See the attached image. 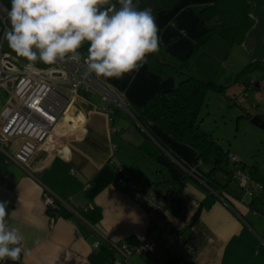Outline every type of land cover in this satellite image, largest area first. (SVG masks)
I'll return each instance as SVG.
<instances>
[{
    "label": "crops",
    "instance_id": "obj_1",
    "mask_svg": "<svg viewBox=\"0 0 264 264\" xmlns=\"http://www.w3.org/2000/svg\"><path fill=\"white\" fill-rule=\"evenodd\" d=\"M215 0H133L140 9L153 10L159 27L158 51L161 59L187 58L193 42L206 30L199 9ZM253 24L240 44L229 45L218 37L204 44L227 51L232 69L264 60V0H247ZM119 7L118 0H112ZM225 42V43H224ZM87 43L80 50L87 56ZM210 49V48H209ZM213 61L204 46L196 51L184 68L196 75ZM208 71V70H206ZM123 105L100 103L93 94L73 97L59 116L51 137L25 167L6 162L3 157L0 201H6L9 226L18 227L23 237L21 254L15 264H112L119 256L115 245L135 246L149 229L147 212L125 194L117 184L108 160L114 157L129 171L142 189L163 180H182L180 199L170 200L164 217L183 231L194 247L185 264H264V193L253 180L244 185L232 179L222 194L211 197L208 187L185 172L130 112V106L145 101L177 84L175 75L161 77L147 62L139 72L122 79H105ZM107 107L111 111H101ZM152 130L182 159L203 168L193 148L164 132L155 124ZM234 155V154H233ZM237 157V156H236ZM238 159V158H237ZM161 166L164 173L160 172ZM247 176V172L243 171ZM248 177V176H247ZM52 195L57 208L52 216L43 202ZM94 243L97 246L94 247ZM131 264H154L148 257L133 254ZM0 264H13L11 260ZM162 264H178L176 258Z\"/></svg>",
    "mask_w": 264,
    "mask_h": 264
},
{
    "label": "built area",
    "instance_id": "obj_2",
    "mask_svg": "<svg viewBox=\"0 0 264 264\" xmlns=\"http://www.w3.org/2000/svg\"><path fill=\"white\" fill-rule=\"evenodd\" d=\"M10 6L11 0H0V91L7 95L0 108V154L6 162L25 167L51 137L55 123L63 110L71 105L73 97L100 92L104 101L119 106L123 103L100 77L84 75L86 64L83 59L79 64L60 61L54 65L37 64L39 71H26L27 61L5 49L3 34L10 27L7 18ZM97 109L111 111L107 107ZM230 158L237 160L233 155ZM108 163L115 172L117 184L124 188L127 197L147 212L149 219V229L139 244L113 245L119 256L112 264H131L129 257L133 254L148 257L154 264H162L171 258H176L178 264L190 260L194 247L189 237L172 227L164 217L166 204L175 194L163 185L142 190L116 158L110 157ZM181 166L187 174L199 179L194 166ZM235 174L242 185L248 180L240 170ZM43 202L52 210L57 205L50 194L43 196ZM261 240L264 241V237Z\"/></svg>",
    "mask_w": 264,
    "mask_h": 264
},
{
    "label": "clouds",
    "instance_id": "obj_3",
    "mask_svg": "<svg viewBox=\"0 0 264 264\" xmlns=\"http://www.w3.org/2000/svg\"><path fill=\"white\" fill-rule=\"evenodd\" d=\"M11 0L10 24L3 38L27 63L86 64L85 76L122 79L139 72L148 56L159 51V27L153 10L140 9L133 0ZM87 43V56L80 51ZM6 201H0V261L20 260L23 237L18 227L6 222Z\"/></svg>",
    "mask_w": 264,
    "mask_h": 264
},
{
    "label": "trees",
    "instance_id": "obj_4",
    "mask_svg": "<svg viewBox=\"0 0 264 264\" xmlns=\"http://www.w3.org/2000/svg\"><path fill=\"white\" fill-rule=\"evenodd\" d=\"M198 15L207 24V28L193 42L187 58L175 62L159 58V52L148 56L152 68L161 77L168 75L177 77L176 86L149 97L141 107L130 106V112L137 123L181 165L196 168L199 174L198 180L202 181L209 188L208 190L212 192L207 204L211 202L214 193L222 194L221 191L225 190L229 182L238 177L235 174L237 170L246 171L248 178L255 181L264 193V174L260 173L255 166L247 168L242 161L237 159L235 155L230 154L228 150L223 151L212 136L200 128L199 111L205 101L207 91L213 89L224 92L225 86L202 78L192 72L190 68H184L181 65L182 62L188 63L190 57L211 37L221 38L229 46L240 44L253 24L250 5L247 0H215L213 3L202 6L198 11ZM163 47L160 42L159 51ZM256 68L262 72V80H264V60L249 62L238 72L236 78ZM259 118L264 121V117ZM151 124L157 125L175 140L193 148L197 155V161L200 164L203 163V165L209 166L210 170L207 171L196 166V162L190 164L182 159L152 130ZM231 155L235 156L237 160L232 161L231 169L226 171L223 165L229 164ZM3 157L0 154V178ZM159 170L164 173L163 166ZM218 172L223 175V183L216 178ZM159 185L167 186L168 190L175 194L174 199H180L183 187L182 180L174 181L163 174V180L153 183L150 187ZM56 208L57 205L53 210L47 208L51 218Z\"/></svg>",
    "mask_w": 264,
    "mask_h": 264
},
{
    "label": "rangeland",
    "instance_id": "obj_5",
    "mask_svg": "<svg viewBox=\"0 0 264 264\" xmlns=\"http://www.w3.org/2000/svg\"><path fill=\"white\" fill-rule=\"evenodd\" d=\"M203 46L207 54L212 53L214 60L210 61L209 56L205 57L209 62L204 66L206 69H201V75L207 80L224 85L225 89L224 92L213 89L207 91L199 111L200 128L208 132L223 151L228 150L247 168L255 166L264 174V128L251 121L255 116L264 117L262 72L256 68L236 78L241 69L233 70L229 65L225 56L226 53L228 55L229 48L227 51H220L209 43L210 49L203 44L198 50ZM5 49L15 54L8 47L7 41ZM93 95L96 101L108 104L107 101L102 100L100 92H94ZM6 99L7 95H3L0 91V108ZM223 167L226 171L230 170L232 160ZM203 169L209 171L210 167L204 164ZM216 178L224 182L221 172L216 174Z\"/></svg>",
    "mask_w": 264,
    "mask_h": 264
},
{
    "label": "water",
    "instance_id": "obj_6",
    "mask_svg": "<svg viewBox=\"0 0 264 264\" xmlns=\"http://www.w3.org/2000/svg\"><path fill=\"white\" fill-rule=\"evenodd\" d=\"M251 121H252L254 124H256V125H258V126L264 128V121H262L258 116L253 117V118L251 119Z\"/></svg>",
    "mask_w": 264,
    "mask_h": 264
}]
</instances>
